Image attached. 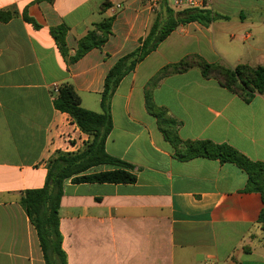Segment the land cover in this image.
I'll return each mask as SVG.
<instances>
[{
    "label": "crops",
    "instance_id": "0c3cea01",
    "mask_svg": "<svg viewBox=\"0 0 264 264\" xmlns=\"http://www.w3.org/2000/svg\"><path fill=\"white\" fill-rule=\"evenodd\" d=\"M209 9L228 20L179 26L112 99L106 152L135 166L137 181H65L59 229L67 264H264V202L247 191V173L219 160H179L146 107L150 80L188 56L264 67V0H213ZM166 10L152 11L147 0H0V14L9 16L0 19V264H46L21 199L45 186L57 151L77 152L89 141L55 108L54 87L71 85L82 107L99 113L108 72ZM107 19V42L69 62L79 40ZM61 26L66 57L52 35ZM152 99L178 123L183 141L227 144L264 164V94L247 101L192 68L164 78Z\"/></svg>",
    "mask_w": 264,
    "mask_h": 264
},
{
    "label": "trees",
    "instance_id": "16d2710c",
    "mask_svg": "<svg viewBox=\"0 0 264 264\" xmlns=\"http://www.w3.org/2000/svg\"><path fill=\"white\" fill-rule=\"evenodd\" d=\"M161 4L167 9V17L162 19L161 16H157L148 34L140 40L139 47L120 58L108 72L100 97L99 113L84 109L80 97L69 84L60 86L59 93L54 99L55 108L68 114L81 132L89 136V141L77 152L57 151L47 163L45 186L26 191L21 199V205L37 231L46 264H67L66 254L62 249L63 236L59 229V210L66 180H71L74 184H133L137 181L135 166L109 155L105 148L113 130L112 99L123 79L134 72L136 67L156 51L179 26L194 22L209 26L221 19L228 20V17L209 8L176 12L167 5L166 0H162ZM106 6L105 2L103 9ZM0 19L7 21L9 16L1 13ZM111 26L112 19L95 24L93 29L79 40L76 54L69 62L74 63L92 49L102 47L111 34ZM66 34L67 30L62 26L52 29V35L65 57L68 56ZM192 68L201 69L205 78L216 80L222 87L249 101L256 94H264V67L238 65L232 68L221 64H209L201 57L192 55L160 70L150 80L146 91L147 110L157 118L159 129L175 149V155L179 160L188 161L203 157L219 160L221 163L235 164L248 175L247 191L261 194L264 202L263 163L251 161L227 144L183 141L178 135V123L168 115L166 109L158 108L154 104L152 91L164 78L184 73ZM102 165L115 166L116 169L89 172ZM259 221L264 229V210Z\"/></svg>",
    "mask_w": 264,
    "mask_h": 264
},
{
    "label": "built area",
    "instance_id": "2783aa9c",
    "mask_svg": "<svg viewBox=\"0 0 264 264\" xmlns=\"http://www.w3.org/2000/svg\"><path fill=\"white\" fill-rule=\"evenodd\" d=\"M152 11L159 8L162 0H147ZM213 0H166L167 5L175 11H182L185 9L209 8ZM59 86H55L53 92L58 95Z\"/></svg>",
    "mask_w": 264,
    "mask_h": 264
}]
</instances>
